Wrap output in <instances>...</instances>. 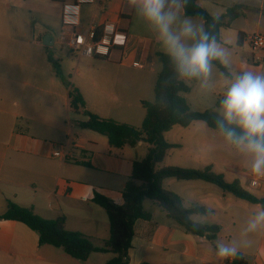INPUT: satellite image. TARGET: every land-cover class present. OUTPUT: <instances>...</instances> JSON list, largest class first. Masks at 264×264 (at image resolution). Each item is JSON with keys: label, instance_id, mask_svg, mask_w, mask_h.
Listing matches in <instances>:
<instances>
[{"label": "crops", "instance_id": "obj_1", "mask_svg": "<svg viewBox=\"0 0 264 264\" xmlns=\"http://www.w3.org/2000/svg\"><path fill=\"white\" fill-rule=\"evenodd\" d=\"M227 1L198 3L218 16L219 9L223 14L241 5L240 0ZM14 2L24 9L28 25L22 31L10 26L9 31L0 32V214L12 201L33 208L46 219L65 216L69 230L88 235L100 246L109 237V218L92 197L98 192L121 205L133 164L147 155V143L112 148L105 135L79 126L86 117L70 109L68 82L79 89L92 113L139 127L145 117L142 101L154 100L162 68L158 53L163 52L154 33L133 12L124 11L123 0L81 5L77 0ZM263 8L264 2L253 34H264ZM91 28L113 34L115 45L108 57H84L81 65L68 52L56 51L67 46L73 29ZM223 30L220 42L231 49L235 67L264 73V51L253 53L241 46L251 35L248 30L237 29L236 44L241 49L226 35L222 37ZM238 33L243 34L240 42ZM46 35L51 36V45L43 43ZM60 60L61 65L57 64ZM220 71L214 69V80L220 81ZM222 91L218 82L208 92L216 97ZM218 105L217 101L212 108L218 111ZM198 122L166 132L172 138L165 140L176 144L178 151L168 152L162 166H210L227 182L238 181L244 190L264 199V182L252 187L243 163L225 149L218 131ZM57 149L70 151V157H53ZM163 186L177 194L185 207L213 210L212 215L195 213L192 218L220 229L213 239L187 233L160 207L147 208L144 200L151 219L136 220L128 251V255H140L137 264H264V230L251 237V246L242 249V258L219 261L212 252L217 240L240 239L244 220L261 203L237 198L202 180L167 178ZM41 252L35 231L21 222L0 219V264H55ZM108 255L110 252H94L84 262L99 256L106 263Z\"/></svg>", "mask_w": 264, "mask_h": 264}, {"label": "trees", "instance_id": "obj_2", "mask_svg": "<svg viewBox=\"0 0 264 264\" xmlns=\"http://www.w3.org/2000/svg\"><path fill=\"white\" fill-rule=\"evenodd\" d=\"M199 1L190 0L187 12L199 13L204 17L205 23H211L212 18L216 16L201 7ZM244 16L241 5H234L219 15V21L214 27L218 40L220 41L222 29L230 28L236 19ZM100 34L101 32L96 30V35ZM242 38L243 34L238 33V42ZM158 57L162 68L155 82L154 100L142 101L145 117L139 127L92 113L86 108L79 89L68 82L70 109L86 117L85 120L79 122V126L105 135L112 148L135 147L141 141L148 144L146 157L133 164L131 176L122 192L123 203L121 205L98 192L92 197V201L101 206L109 218V237L103 241V244L96 246L88 235L80 231L69 230L66 227L65 216L46 219L35 213L33 208L23 207L12 201L8 202L5 212L0 214L1 220L25 224L38 234L40 245L61 248L78 260L85 261L94 252H110L113 253V257L105 264H128V251L132 245L136 220L151 219V214L145 210L143 205L145 199L156 203L187 233L213 239L219 232L220 228L215 224L200 223L199 227L193 226L194 222H197L192 218L193 214H207V209L200 206L185 207L177 194L164 188L163 181L167 178L202 180L218 186L237 198L264 204L263 198H257L244 190L238 181L227 182L210 166L204 169L162 166L168 152L177 147L176 144L166 141L164 134L175 126L187 127L197 121L204 122L208 127L216 130L217 111L213 108L203 111L192 110L182 94L189 91L188 82L174 78L172 65L163 53H158ZM140 264L153 263L142 262Z\"/></svg>", "mask_w": 264, "mask_h": 264}, {"label": "clouds", "instance_id": "obj_3", "mask_svg": "<svg viewBox=\"0 0 264 264\" xmlns=\"http://www.w3.org/2000/svg\"><path fill=\"white\" fill-rule=\"evenodd\" d=\"M190 0H123L124 11L133 12L153 33L161 51L180 81H195L201 91H212L220 82L216 130L225 149L254 177H264V73L237 69L231 49L214 31L219 16L211 23L187 12ZM220 81L214 80V69ZM212 215L213 210L208 209ZM201 222H194L199 227ZM264 230V204L253 208L240 229V239L217 240L212 252L219 261L242 258L251 237Z\"/></svg>", "mask_w": 264, "mask_h": 264}, {"label": "rangeland", "instance_id": "obj_4", "mask_svg": "<svg viewBox=\"0 0 264 264\" xmlns=\"http://www.w3.org/2000/svg\"><path fill=\"white\" fill-rule=\"evenodd\" d=\"M207 1H210V0H207ZM226 2L228 1L226 0ZM240 2H241L242 9L245 12V16L236 19L230 28H226L222 31L223 33L222 37L224 38V35H226V39L232 41L233 42L232 44L236 49H241V48H238L236 44L237 29L245 27L248 30L249 34H253L257 26L258 14L261 10V4L262 2H264V0H240ZM204 4L206 5V2H204ZM229 4L232 6L233 3L229 1ZM219 12H221L220 14H222L223 11L219 9ZM214 16H218V15H214ZM27 18L28 17H26L24 9H19L18 7H16L14 0H0V32L9 31L10 26H12L13 30L15 31H22L24 26L28 25ZM241 46L244 47L245 49H249L253 53L257 52V50H254L247 41L244 42V44ZM56 49H57L56 51L63 50L65 52H68L70 57H73L74 59H79L81 65L85 63L84 56H78L76 53H73L66 45H63ZM51 52L54 54L55 50H52ZM61 62H62L61 60L57 61V64L61 65ZM188 84L190 86L189 91L182 93V94L186 98V100L190 102V106L192 110L201 109L197 111H203L205 109L212 108V104H214L217 101L219 102V100L221 99V96L217 95L215 97L211 95L209 92L206 93L207 94L206 95L204 91H201L199 89L197 83L193 81H188ZM198 123L202 125H206L204 122H201V121H199ZM193 129H194L193 132H195V128ZM194 136L195 135H193V137ZM164 138L170 140L172 136L171 134L165 133ZM195 142L198 143L197 141ZM144 145L146 149L145 154H147L148 144H144ZM172 151H178V150L173 148L169 152H172ZM144 156L146 157V155ZM145 203H146L145 204L146 207L149 209H151L152 207L156 209H160L157 204H155L153 201L149 199H145ZM41 254L43 256L47 255V258H49L55 264H105V263H102L103 260L99 258V256H92L87 262H84L82 260H78L76 258L71 257L70 255L65 253L61 248H56L51 245H42ZM112 257H113V253H110V255H108L107 258H112ZM138 257H140V255L131 256L129 254L128 264H137ZM33 261L35 260L33 259Z\"/></svg>", "mask_w": 264, "mask_h": 264}, {"label": "built area", "instance_id": "obj_5", "mask_svg": "<svg viewBox=\"0 0 264 264\" xmlns=\"http://www.w3.org/2000/svg\"><path fill=\"white\" fill-rule=\"evenodd\" d=\"M96 1L108 2L109 0H77V5L84 3H94ZM72 14V13H71ZM73 24H76L75 22ZM246 41L254 50L264 51V34L254 33L246 38ZM114 37L112 33L104 32L96 35V29L91 28L87 31H78L73 29L70 38L67 41L68 48L78 56L84 57H108L114 48ZM71 155L68 150H54L53 157L63 159L69 158ZM249 184L252 187H259L264 182V177H254L246 171Z\"/></svg>", "mask_w": 264, "mask_h": 264}, {"label": "water", "instance_id": "obj_6", "mask_svg": "<svg viewBox=\"0 0 264 264\" xmlns=\"http://www.w3.org/2000/svg\"><path fill=\"white\" fill-rule=\"evenodd\" d=\"M51 41H52L51 36L46 35V36L44 37L43 43L46 44V45H51Z\"/></svg>", "mask_w": 264, "mask_h": 264}]
</instances>
